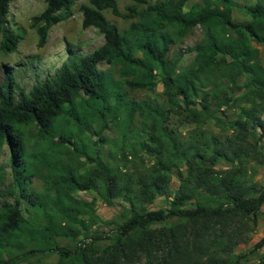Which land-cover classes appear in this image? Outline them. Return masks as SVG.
I'll return each mask as SVG.
<instances>
[{
  "label": "trees",
  "instance_id": "1",
  "mask_svg": "<svg viewBox=\"0 0 264 264\" xmlns=\"http://www.w3.org/2000/svg\"><path fill=\"white\" fill-rule=\"evenodd\" d=\"M131 1L123 10L116 0L80 4L81 27H93L102 43L86 53L66 43L60 66L27 91L18 87L17 70L3 71L0 152L5 143L12 182L9 198L0 202V248L27 237L35 244L31 251L56 253V264H238L264 246L263 233L246 253H233L250 228L247 220L255 224L264 202V187L257 190L242 179L247 161L264 164V62L258 48L264 46V0H199L189 15L183 10L186 0ZM72 2L44 0L43 9L31 17L38 47L50 27L71 14ZM8 4L0 0L3 54L14 51L21 38L7 24ZM235 8L248 19L234 20ZM103 10L129 20L127 27L119 31ZM194 27L202 30V37L169 57L171 45ZM184 53L191 57L178 68ZM101 63L116 68L120 78H113ZM237 77L243 78L242 85ZM156 81L167 107L150 99L131 101L141 117L131 126L132 113L120 111L127 103L122 85L152 90ZM227 84L239 88L236 98L252 106L241 108L229 133L199 131L192 141L181 142L166 124L171 108L180 102L197 104L199 111L187 109L192 120L217 118L207 98L221 93L213 101L217 107L234 102ZM95 127L113 136L90 139L87 135ZM253 132L256 137L251 139ZM107 148L110 158L144 152L153 159L150 173L132 181L103 160ZM61 156L74 161L65 164ZM36 166L48 174L40 192L29 186ZM171 169L178 185L170 195ZM3 172L0 167V184ZM81 190L97 191L107 204L116 198L125 201L127 215L115 224L109 243L101 245L102 236L91 232L97 220L93 208L72 194ZM158 195L163 196L162 206L147 209ZM21 201L30 204L32 217L23 214ZM59 236L81 239L69 250L56 243Z\"/></svg>",
  "mask_w": 264,
  "mask_h": 264
},
{
  "label": "rangeland",
  "instance_id": "2",
  "mask_svg": "<svg viewBox=\"0 0 264 264\" xmlns=\"http://www.w3.org/2000/svg\"><path fill=\"white\" fill-rule=\"evenodd\" d=\"M88 0H73L71 4V14L65 19L52 25L48 31V35L45 43L38 47L36 45L37 35L34 28L30 26V19L32 16L38 14L44 7V0H9L8 13L6 16L7 24L9 27L21 34V38L14 51L7 54L0 52V80L2 78L3 71L17 70V84L18 87H22L27 91L30 86L37 80L44 78L46 75L52 74L56 68H58L61 62L66 57L65 44L72 45V49L78 53H86L102 43V36L99 35L93 27L82 28L81 14L79 6L82 3H87ZM148 2H156L160 0H147ZM254 0H238L240 4L252 3ZM131 0H116L117 6L120 10L127 4H130ZM199 0H186L184 5V12L189 15L195 12L198 8ZM139 7V6H138ZM103 15L107 20L114 23L119 31L124 30L129 20H123L119 17L113 16L109 10H103ZM232 18L237 21L247 20L248 16L241 9H233ZM202 37V30L199 27H194L188 30L184 35L180 36L174 44L171 45L168 56H171V52L176 49H183L192 45L195 41ZM260 57L264 62V46H258ZM140 55V54H139ZM191 55L184 53L178 68L185 66ZM226 61L231 62L229 58ZM103 69H108L113 78L118 79L120 75L116 68L110 67L107 64L101 63L99 65ZM226 71V69H224ZM236 82L238 85H242L243 78L237 77ZM225 84V81H224ZM125 90V96L127 103L121 108V113L131 112L133 120L131 126H135L141 121V117L134 111L131 101H139L143 99H150L154 103L159 105L167 104L163 97V88L160 82H155L152 90L144 88L129 89L122 85ZM227 95H233L235 97L234 102L229 105H221L217 107L213 101L220 100L222 94L217 93L216 99L209 101V107L213 110L215 117L202 119L201 123L192 120L188 108H195L200 110L197 104L184 105L180 102L179 107H172L166 124L168 128L175 130L179 140L181 142L192 141L199 131H203L206 134H213L223 136L231 131V123L240 114L241 108H247L252 106L251 102L236 98L240 96L241 90L236 86H230L227 84ZM198 100V99H197ZM196 101V100H195ZM152 113L149 111L148 116L151 117ZM90 139L101 138L105 136H113L112 131L107 129H100L95 127L87 135ZM256 133H251L250 138L254 139ZM262 144V142H261ZM264 147V143L262 144ZM109 148L104 149L102 152V158L104 161L113 165L118 171L126 173L131 176L133 181L137 175H148L151 170V164L153 162L152 157L146 155L144 152H138L136 156L126 155L125 157L113 156L110 158ZM9 155L8 148L5 143L1 146L0 152V167L3 169V181L0 184V202L4 198H9V192L11 191L10 185L12 182V176L10 172V166L7 163V157ZM63 163H70L74 159H68L61 156ZM75 164V162H74ZM214 167L220 168L222 165L214 163ZM32 164H29L31 167ZM173 169L170 170V179L167 184L168 191L171 193L176 189L178 180L176 179ZM47 170L44 167L36 166L33 168L32 174L29 180L30 188L35 192L42 191L47 176ZM126 175V176H127ZM242 179L248 183H252L257 190L264 187V164H259L254 161H247L245 163ZM73 196L90 203L93 208L94 215L97 217L96 222L91 226V232L102 236L100 244L104 245L109 243L112 234V230L115 224L121 222L127 215V211L123 208L125 201L120 198L112 200L111 204L105 203L101 195L95 190H81L74 191ZM163 196H156L151 204L145 205L147 209H156L162 206L161 200ZM21 210L27 217L34 215L33 209L30 204L21 201ZM194 200L187 203V206L193 205ZM238 218V217H235ZM237 222V221H235ZM250 228L246 229L244 233V239L239 242L234 248L233 253L240 254L246 253L253 244L264 233V202L257 210L256 222L251 226V222L247 220ZM81 239L78 236L77 239H71L69 237H57L56 243L72 250L77 241ZM87 239L86 241H88ZM34 241L27 237L19 239L11 248H0V264H56L58 255L49 250L47 251H31L34 248ZM264 258V246L256 249L251 253H247L243 259H240L238 264H258V261Z\"/></svg>",
  "mask_w": 264,
  "mask_h": 264
}]
</instances>
